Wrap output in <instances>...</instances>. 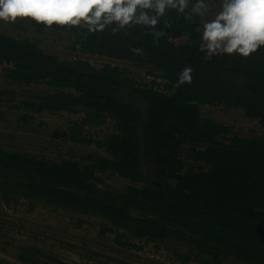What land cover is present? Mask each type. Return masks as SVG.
Listing matches in <instances>:
<instances>
[{"label": "trees", "instance_id": "trees-1", "mask_svg": "<svg viewBox=\"0 0 264 264\" xmlns=\"http://www.w3.org/2000/svg\"><path fill=\"white\" fill-rule=\"evenodd\" d=\"M27 27L39 36L71 34V53H47L42 39L0 32L6 82L47 89L9 109L23 112L25 122L44 113L83 112L62 137L102 153L76 160L0 147V203L100 217L102 233L114 234L122 248L142 250L137 240L174 243L181 264H264V139L238 136L201 114L203 106L237 110L264 129V47L247 58L222 54L205 60L201 18L186 20L172 9L156 25L164 33L159 38L145 26L113 34L111 26L88 32L86 26L48 27L29 19ZM89 56L136 64L156 81L142 83L127 67L95 66ZM185 66L193 69L192 83L174 88ZM4 104L0 90V108ZM108 122L110 133L86 135V128ZM110 178L125 182L123 189L111 186ZM85 224L77 221L78 228ZM16 259L76 264L34 244H21Z\"/></svg>", "mask_w": 264, "mask_h": 264}, {"label": "rangeland", "instance_id": "rangeland-1", "mask_svg": "<svg viewBox=\"0 0 264 264\" xmlns=\"http://www.w3.org/2000/svg\"><path fill=\"white\" fill-rule=\"evenodd\" d=\"M219 11L220 5H209V16L206 19L214 18ZM29 19L18 18L15 22L9 23L0 21V32L11 36L27 35L42 39V47L47 53H57L63 57L70 56L71 51L69 50L68 53L66 49L72 44L71 34L47 32L45 36H39L34 29L27 27ZM17 24L23 27H18ZM90 60L95 66H100L103 62L98 57H92ZM113 64L129 67L132 72L138 74V80H146L144 70L136 66H129L126 62H113ZM4 68L0 66V90L4 93L6 103L0 108V147L50 158L62 157L76 160H83L89 156L96 157L102 153L95 146L75 144L62 137V134H68L73 122L83 117V112L78 114L44 113L34 115L33 119L25 122L22 118L23 112L9 109L10 105L33 101L35 96L46 92L47 89L45 86L10 85L5 80ZM201 114L204 118H211L230 126L238 136L264 139V129L259 122L246 118L240 111H224L220 108L203 106ZM85 130L87 136L98 139L111 132V124L108 122L100 127H90ZM55 134L61 138H55ZM108 183L120 190L125 184L117 178L108 179ZM81 219L86 224L78 228L77 221ZM104 226L100 217L67 213L44 204L37 205L32 212H29L26 205L8 208L0 203V259L21 264L16 259L19 246L34 244L62 260L76 264H181L175 261L174 252L178 251V246L174 243L167 242V244L156 246L146 245L143 241L137 240L136 244L144 248L127 250L114 242V234L102 233ZM224 264L243 263L229 260Z\"/></svg>", "mask_w": 264, "mask_h": 264}, {"label": "clouds", "instance_id": "clouds-1", "mask_svg": "<svg viewBox=\"0 0 264 264\" xmlns=\"http://www.w3.org/2000/svg\"><path fill=\"white\" fill-rule=\"evenodd\" d=\"M0 0V21L15 22L30 18L37 24L52 26H86L88 32L104 31L111 26L113 34L129 26H145L159 38L164 35L156 25L167 10L201 18L199 51L205 60L214 56L236 54L247 58L264 47V0H221L220 11L209 16L207 0ZM135 54L141 48H131ZM191 66H185L173 86L192 83Z\"/></svg>", "mask_w": 264, "mask_h": 264}, {"label": "built area", "instance_id": "built-area-1", "mask_svg": "<svg viewBox=\"0 0 264 264\" xmlns=\"http://www.w3.org/2000/svg\"><path fill=\"white\" fill-rule=\"evenodd\" d=\"M92 57H98V58L102 59L103 62L101 63V65L106 64V63H110V64H112V65H115V64H113V62H121V61H112V60H108L107 58L99 57V56H89V59L92 58ZM90 61H91V60H90ZM101 65H100V66H101ZM128 65L130 66V64H128ZM115 66H116V65H115ZM133 66H136V67H138L139 69H141V68H140L139 66H137L136 64L133 65ZM127 68H129V67H127ZM141 70H143V69H141ZM144 72H145V78H146V80L139 79L138 81H140V82H142V83H147V84H150L151 82L156 81V79H155L153 76H149V75L147 74L146 70H144ZM150 78H152V79L150 80Z\"/></svg>", "mask_w": 264, "mask_h": 264}]
</instances>
